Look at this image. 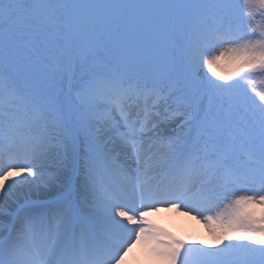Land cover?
<instances>
[{
  "label": "snow or ice",
  "instance_id": "snow-or-ice-1",
  "mask_svg": "<svg viewBox=\"0 0 264 264\" xmlns=\"http://www.w3.org/2000/svg\"><path fill=\"white\" fill-rule=\"evenodd\" d=\"M257 82L264 0H0V264H264Z\"/></svg>",
  "mask_w": 264,
  "mask_h": 264
},
{
  "label": "bare ground",
  "instance_id": "bare-ground-1",
  "mask_svg": "<svg viewBox=\"0 0 264 264\" xmlns=\"http://www.w3.org/2000/svg\"><path fill=\"white\" fill-rule=\"evenodd\" d=\"M176 211L177 208L165 207L164 209L160 210V212L155 213L153 215L152 217L153 224L157 227L162 228V223L160 222L163 221L165 224H169L168 228L170 227L175 228V234L177 236H179L180 233L181 236L183 237L185 233L188 234L190 237H194L193 232L187 231V229L190 228L197 229L200 234H203V232L201 231V227H202L204 232H208V234L206 233V235L203 238L204 241L208 242L210 239L214 240V237L210 232L209 226L203 219L202 220L196 219L195 217L196 213L189 214V213H183L181 211H178L177 213ZM177 215L181 216L180 217L181 219H177L176 218ZM128 260H129V264H153L152 260L147 255V242L143 241L141 244L137 245L132 250V252L129 253Z\"/></svg>",
  "mask_w": 264,
  "mask_h": 264
},
{
  "label": "rangeland",
  "instance_id": "rangeland-1",
  "mask_svg": "<svg viewBox=\"0 0 264 264\" xmlns=\"http://www.w3.org/2000/svg\"><path fill=\"white\" fill-rule=\"evenodd\" d=\"M225 71H227V68L225 67ZM256 87H257V90H264V83H260V82H257V84H256ZM193 214V213H192ZM195 214V213H194ZM196 215V216H195ZM194 216L196 217V219H203V218H201V217H199V216H197L198 214H195ZM178 219H179V217L178 216H176ZM200 227H201V225H200ZM187 231H189V232H193V236L194 237H191L192 239H194L195 241H199V239L200 240H204L203 238H204V236L206 235V233L208 234V232H204L203 231V228L201 227V231L203 232V234H200L199 232H198V230L197 229H192V228H190V229H187ZM199 238V239H198ZM214 242V240H209L207 243H209V244H211V243H213Z\"/></svg>",
  "mask_w": 264,
  "mask_h": 264
}]
</instances>
